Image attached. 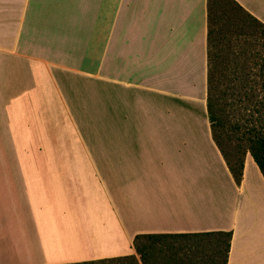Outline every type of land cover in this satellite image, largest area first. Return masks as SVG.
Wrapping results in <instances>:
<instances>
[{
    "label": "crops",
    "instance_id": "1",
    "mask_svg": "<svg viewBox=\"0 0 264 264\" xmlns=\"http://www.w3.org/2000/svg\"><path fill=\"white\" fill-rule=\"evenodd\" d=\"M234 1L264 23V0ZM207 31L208 0H0V82L20 63L28 82L3 109L16 167L0 152V264L141 263L136 234L206 231L232 232L227 264H264V176L247 152L237 183L211 136ZM106 85L111 138L91 137L103 120L82 113L102 112ZM159 100L196 123L148 122ZM149 126L189 136L155 153Z\"/></svg>",
    "mask_w": 264,
    "mask_h": 264
},
{
    "label": "trees",
    "instance_id": "2",
    "mask_svg": "<svg viewBox=\"0 0 264 264\" xmlns=\"http://www.w3.org/2000/svg\"><path fill=\"white\" fill-rule=\"evenodd\" d=\"M208 0L206 108L211 136L235 181L244 157L251 154L264 176V23L234 0ZM259 27H262V29ZM259 76V80H258ZM246 102L260 112L241 121ZM256 105H260L259 109ZM236 108V110H234ZM233 117V119H230ZM231 231L136 234L133 244L141 263L227 264Z\"/></svg>",
    "mask_w": 264,
    "mask_h": 264
},
{
    "label": "rangeland",
    "instance_id": "3",
    "mask_svg": "<svg viewBox=\"0 0 264 264\" xmlns=\"http://www.w3.org/2000/svg\"><path fill=\"white\" fill-rule=\"evenodd\" d=\"M221 1L222 3H226L227 6L229 7V2L227 0H218ZM230 9H233L232 6H230ZM262 29V27H259V29ZM264 41V36L261 38L260 42L263 43ZM17 67L21 70H16L13 72H10V74L8 75V77H10L11 80H8L6 82V84H4V82H0V141H2V144H0V152L1 153H5L6 158H7V162H6V167L7 168H15V161H14V154H15V150H14V146L11 143V139L9 137V133L8 130L5 128V114H4V106H5V101H8L10 99V97L13 95L14 91L21 89V87L25 86L26 84H28V82H24L21 80V78L24 77L23 75V71L24 67L23 65L20 63L17 64ZM20 71L22 72V74H20ZM16 77V78H15ZM258 80H259V76H258ZM260 81V80H259ZM259 84V83H258ZM258 84L256 85V87L258 88V94L259 96H261L264 93V88L263 90L261 88H259ZM78 84H75V86H77ZM81 88H75L79 94L80 92V96L81 97H94L95 96V92H94V87H93V83L85 80L84 82H81L80 84ZM98 97L95 96V99H97ZM100 98V96H99ZM153 98V97H152ZM154 101L158 100L157 98H153ZM92 103H88V105H86V113H82L84 114V116L82 117L83 120H86L88 123H86L88 126L92 125L93 122H95V120H103V124L104 127L103 129H98L95 130L94 128H87V130H82V131H87V135L94 137L95 135H101L103 138L108 137L111 138V128L109 127L110 125V121H111V116H110V110H111V93H110V87L107 85L104 87V91H103V96L101 97V108L102 112L98 114H96V111H98V106L95 105V103L93 102V99L91 100ZM160 104L157 106H154V103L152 104V106L148 107V113L147 116H151V118L147 117V121L151 122L153 125H155V123L160 122L161 124L167 123L168 121L171 120H175V121H179L183 124H185L186 122H191V123H196L197 120H195V116L190 114L189 116L184 117V113H183V118H182V113L180 111L176 112V117H173V114H169L166 110V108L169 107V105H167V107L165 108L162 100H159ZM162 102V103H161ZM246 106L241 107V109H239L237 111V113H239L240 119L241 121H244L245 118H247L249 116L250 113H253L254 116L256 117L257 115H259L260 112H256L255 111V106L252 104H249L248 102L245 103ZM259 109H261L260 105H256ZM96 109V110H95ZM234 110H236V108H234ZM79 115V114H78ZM194 116V117H193ZM230 119H233V117H231ZM146 121V120H145ZM102 126V124H100ZM174 132H176L175 135H171L169 136L168 133H166V130L164 129H156L153 128L151 126H149V129L147 130H143L142 135L145 136V138L149 139L150 144H147V148L150 149L151 152H159L160 149H163L166 147V145H161L158 146L156 138L158 137H162L164 138H170L173 137L174 139L179 141V138H181L182 140L184 138H187V136H189L184 129H177V130H173ZM191 131H195V130H191ZM160 132V133H159ZM187 132H189L187 130ZM139 133V132H138ZM158 134H160L158 136ZM141 135V134H140ZM199 138H201V141H199L197 144H195L194 149H200V147H202L203 144V137L202 136H197ZM152 139V140H151ZM199 145V146H198ZM185 150H184V156L186 158H190L193 160V164L194 167L198 166L199 164V160H201V156H199L198 154H196V152L193 149H186L187 147L184 146ZM197 155V156H196ZM198 159V161H196ZM32 256L30 250L29 251H21L20 253L11 255V259H13V262L15 263H23L25 260L30 259ZM121 264H126V263H121ZM128 264V263H127Z\"/></svg>",
    "mask_w": 264,
    "mask_h": 264
}]
</instances>
